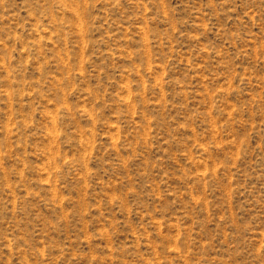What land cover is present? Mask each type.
Listing matches in <instances>:
<instances>
[{
  "label": "rangeland",
  "instance_id": "374dc122",
  "mask_svg": "<svg viewBox=\"0 0 264 264\" xmlns=\"http://www.w3.org/2000/svg\"><path fill=\"white\" fill-rule=\"evenodd\" d=\"M0 264H264V0H0Z\"/></svg>",
  "mask_w": 264,
  "mask_h": 264
}]
</instances>
